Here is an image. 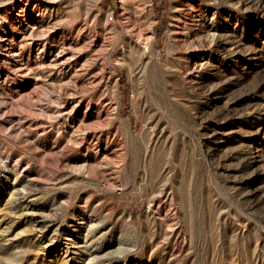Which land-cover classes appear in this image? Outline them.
Masks as SVG:
<instances>
[{
    "label": "rangeland",
    "instance_id": "1",
    "mask_svg": "<svg viewBox=\"0 0 264 264\" xmlns=\"http://www.w3.org/2000/svg\"><path fill=\"white\" fill-rule=\"evenodd\" d=\"M0 264H264V0H0Z\"/></svg>",
    "mask_w": 264,
    "mask_h": 264
},
{
    "label": "bare ground",
    "instance_id": "2",
    "mask_svg": "<svg viewBox=\"0 0 264 264\" xmlns=\"http://www.w3.org/2000/svg\"><path fill=\"white\" fill-rule=\"evenodd\" d=\"M146 11H147V10H146ZM146 13H147V12H146ZM148 14H149V13H148ZM147 16H148V15H147ZM146 18H147V17H146ZM148 36H149V35H148ZM146 37H147V36H146ZM146 37H145V38H146ZM146 39L148 40L149 38L147 37Z\"/></svg>",
    "mask_w": 264,
    "mask_h": 264
}]
</instances>
